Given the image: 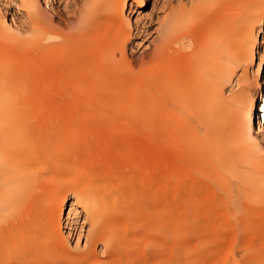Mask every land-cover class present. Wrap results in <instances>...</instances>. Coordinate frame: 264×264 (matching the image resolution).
Segmentation results:
<instances>
[{
    "label": "bare ground",
    "instance_id": "1",
    "mask_svg": "<svg viewBox=\"0 0 264 264\" xmlns=\"http://www.w3.org/2000/svg\"><path fill=\"white\" fill-rule=\"evenodd\" d=\"M15 1L25 27L0 8V264H264V0L170 7L139 58L158 0ZM176 151L204 170L181 174ZM195 174L189 188L226 198L192 216L176 193Z\"/></svg>",
    "mask_w": 264,
    "mask_h": 264
},
{
    "label": "rangeland",
    "instance_id": "2",
    "mask_svg": "<svg viewBox=\"0 0 264 264\" xmlns=\"http://www.w3.org/2000/svg\"><path fill=\"white\" fill-rule=\"evenodd\" d=\"M68 8H71L76 3L78 4L79 0H66ZM196 0H158V3L155 5L154 3L151 4L145 11L146 15L151 14L152 17L146 19L143 23L138 25V30H135L134 37L132 42L130 43V51L129 53L135 58H139L141 53L150 51L151 46L150 44L153 43L154 38L157 35V30L160 24L161 19L165 16V14L173 8H179L180 6L189 7L192 6ZM75 2V4H74ZM162 2V3H161ZM164 2V3H163ZM193 3V4H191ZM71 5V7H70ZM178 6V7H177ZM171 7V8H170ZM180 7V8H181ZM0 8L6 14L8 19H13L19 25L25 27L27 23V19L25 17V13L21 8H19L16 4L15 0H0ZM57 12V10H56ZM136 15H134L135 20ZM152 42V43H151ZM146 50V51H145ZM176 161L175 167L178 168V171L182 172L181 174H186L188 172H202L204 170V163L198 161L195 157L184 153L183 151H176ZM195 178H189L186 181L181 182V187L177 189V203L181 204L182 206H188L189 212L193 216L194 210L199 207L200 205H206L210 201L217 200V202H223V199L226 198L222 196L223 193L220 192L219 188H204L199 190L198 188H189L190 184L195 182L196 187L198 185H202L204 181V175L199 176L195 174ZM243 191V188H235V193H240ZM219 194H218V193ZM215 194H218L216 197ZM162 196V194H160ZM160 196V197H161ZM222 196V197H221ZM233 200V199H232ZM253 201L252 199H248L244 196H238L235 199V202H239L240 204H244L247 202ZM238 203V204H239ZM69 208H66V214ZM87 229V228H86ZM254 230V231H252ZM251 234H255L257 232L256 229H251ZM254 232V233H253ZM256 235V234H255ZM264 236V233L262 234ZM264 239V238H263ZM72 242L75 243L74 240ZM82 242H85V239H82Z\"/></svg>",
    "mask_w": 264,
    "mask_h": 264
}]
</instances>
